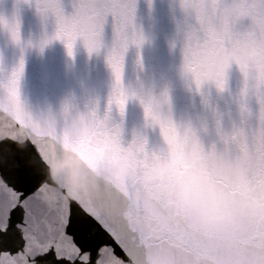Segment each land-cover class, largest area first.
<instances>
[{
    "label": "snow or ice",
    "instance_id": "1",
    "mask_svg": "<svg viewBox=\"0 0 264 264\" xmlns=\"http://www.w3.org/2000/svg\"><path fill=\"white\" fill-rule=\"evenodd\" d=\"M22 2L34 6L42 20L54 22V32L35 45L41 52L53 41H62L70 57L78 41L90 56L103 50L114 85L107 109L100 103L98 108L80 110L66 101L63 111L55 113L62 131L46 133L38 121L28 118L21 98L23 53L32 42L21 44L18 17L11 23L0 18L21 52L10 71L0 66V132L5 133L0 138V264H264V220L238 217L244 226L239 233L205 229L189 203L194 189L221 207L230 206L235 197L264 194V92L248 101L238 91V122L224 130L217 117L219 139L207 148L197 142L183 144L172 128H164L167 146L161 151L184 148L201 176L195 184L167 194L145 188L140 170L152 163L146 133L139 130L137 138L122 148L127 142L110 116L114 109L125 115L129 95L121 80L126 53L130 47L139 50L146 41L135 23L137 0ZM178 4L182 16L173 47L178 42L182 73L195 92L209 84L225 91L232 66L244 72L253 66L264 74V0ZM101 152L131 162L123 184L100 188L87 200L70 187L54 195L50 165L61 157L90 164ZM125 209L144 219L161 220L168 235L149 237L125 220Z\"/></svg>",
    "mask_w": 264,
    "mask_h": 264
},
{
    "label": "water",
    "instance_id": "2",
    "mask_svg": "<svg viewBox=\"0 0 264 264\" xmlns=\"http://www.w3.org/2000/svg\"><path fill=\"white\" fill-rule=\"evenodd\" d=\"M70 11V8H66ZM182 12L178 0H137L135 23L146 37L144 45L137 50L130 47L125 57L124 80L134 83V71L137 56L144 66L142 79L157 86L167 83L171 106L176 113L188 112L193 116H203L209 127L219 117L224 130L238 122V106L235 97L239 91L235 66L227 74V88L219 92L214 85H206L200 93L195 92L180 77L182 55L177 37V21ZM14 17L20 21L21 44L32 42V47H25L23 56L25 68L20 82L21 98L34 110L51 109L56 111L65 99L79 97L86 91L95 90L101 104L104 103L112 81L110 69L103 54H88L79 41L74 47L73 56L67 54L62 41H53L41 52L35 45L45 35L54 32V22L44 21L34 6L22 0H0V18L11 23ZM110 34V32H109ZM20 46L13 43L8 31L0 25V66L10 71L20 58ZM114 118L119 120L117 113ZM127 128H137L146 133L148 147L156 149L162 146L157 130L144 128L142 108L135 100L126 105L123 117ZM130 137L125 135V142ZM215 140L214 133L204 138L207 148Z\"/></svg>",
    "mask_w": 264,
    "mask_h": 264
},
{
    "label": "clouds",
    "instance_id": "3",
    "mask_svg": "<svg viewBox=\"0 0 264 264\" xmlns=\"http://www.w3.org/2000/svg\"><path fill=\"white\" fill-rule=\"evenodd\" d=\"M101 54L104 57L103 50L96 55L99 56ZM181 66L180 77L189 85L190 78L182 73ZM108 68L110 69V67ZM235 69L239 92L243 98L248 101L258 99L260 93L264 92V74H261L253 66H250L247 72L241 71L238 65L235 66ZM124 71L125 64L121 80L122 87L129 95L125 108L129 101H137L142 108L144 128L149 131L157 130L162 141V146L156 149L151 148L152 163L140 170L139 180L142 186L167 194L182 188L185 184H195L200 179L201 170L189 152L184 148H178L175 151H161V148H166L167 146V141L163 136V129L166 127L172 128L178 140L183 144L197 142L205 145L204 138L213 133L215 140L210 143H216L219 139L217 118L215 124L210 128L207 119L203 116H193L188 112H174L167 83L157 86L150 81L145 82L142 79L144 66L139 55L135 61L134 71L137 75L134 83L125 82ZM110 72L112 75L111 69ZM113 85L114 78L112 75V81L103 103L105 109L108 107V99L113 92ZM66 101L69 104H74L80 110L98 108L101 103L93 89L86 91L79 97L71 96L65 99L56 111L51 109L34 110L24 104L29 119L38 121L40 127L46 133H56L57 131H62V123L55 113L63 111V105ZM146 107L150 108L149 112H146ZM114 112L119 115V120L114 118ZM114 112L110 116L114 121V126H119L122 140H124L125 135L130 137L127 144L122 143L121 145L122 148H126L128 144H131L137 138L139 130L135 127L127 128L123 119L124 116H120L118 109H114ZM4 134L0 132V138ZM20 143L23 145L22 140ZM132 167L131 162L126 161L122 155L117 154L109 157L105 152L97 154L90 164L70 161L61 157L57 159L54 165H50L49 179L56 185L55 196L60 195L62 188L70 187L78 194L79 198L87 200L94 198L100 188H115L123 184L127 180ZM255 179V177L252 178L253 181ZM253 186L255 187V185ZM189 203L191 211L205 229L208 227L227 228L233 233H239L244 230V226L238 220V217L241 220L250 216L257 218V220H264V194L258 191L251 198L235 197L231 200L230 206L221 207L217 202L208 201L199 190L194 189L191 192ZM123 216L125 220H129L138 228H141L149 237L168 235L164 223L159 219H144L139 212L130 211L129 209L124 210ZM172 243L182 247L180 241L172 240Z\"/></svg>",
    "mask_w": 264,
    "mask_h": 264
}]
</instances>
